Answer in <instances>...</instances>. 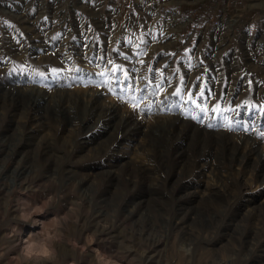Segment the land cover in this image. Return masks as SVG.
I'll return each mask as SVG.
<instances>
[{"label":"rangeland","instance_id":"obj_1","mask_svg":"<svg viewBox=\"0 0 264 264\" xmlns=\"http://www.w3.org/2000/svg\"><path fill=\"white\" fill-rule=\"evenodd\" d=\"M149 94L170 113L137 136L102 104ZM262 104L264 0H0V264H33L22 201L56 219L41 264H264Z\"/></svg>","mask_w":264,"mask_h":264},{"label":"bare ground","instance_id":"obj_2","mask_svg":"<svg viewBox=\"0 0 264 264\" xmlns=\"http://www.w3.org/2000/svg\"><path fill=\"white\" fill-rule=\"evenodd\" d=\"M156 14L158 13L157 11H155ZM30 19V18H29ZM235 19V18H234ZM236 20V19H235ZM235 23V22H234ZM35 26V25H34ZM67 26V25H66ZM30 28V27H29ZM168 33V32H167ZM63 42V41H62ZM84 47V46H83ZM48 48V47H47ZM72 52V51H71ZM39 56V60H41L42 58ZM105 66V65H104ZM144 68V67H143ZM104 69V68H103ZM102 69V70H103ZM106 74V73H105ZM135 77V76H134ZM142 77V76H141ZM140 77V78H141ZM111 78V77H110ZM138 78V77H137ZM136 78V79H137ZM135 79V80H136ZM139 80V78H138ZM110 81V80H109ZM113 81V80H112ZM143 81V80H142ZM103 82L101 81V84ZM100 85V82L98 83ZM98 84H92L90 86V88H88L86 91H85V95L90 98L93 97L94 98V91L96 90V86H98ZM136 84V83H135ZM142 84V83H140ZM134 86V85H133ZM137 86V84H136ZM141 86V85H140ZM130 87V86H129ZM139 88V87H138ZM137 88V89H138ZM147 91V90H146ZM110 93V92H109ZM136 93V92H135ZM148 93V92H147ZM106 95V96H105ZM146 95V94H145ZM96 96V95H95ZM150 99H152L154 102H155V106L154 108L153 107H149L148 105L146 104H142L140 103V111L137 112L136 111V108L134 109L132 107V104L133 103H136L138 101V99H136L137 96H135V98L132 100V98H129L127 101V103H123L121 105H119L118 103H102L103 105L106 106V108L109 110V111H112L114 108L115 109H118L119 111V116L121 117V119L125 122V125H128L127 127H129V132L130 131H133V134L134 136H137L138 134H145L148 129L153 125L154 121L155 122H158L159 119H162L163 116H165L166 114H169L170 113V109H167L166 105H163L161 106L160 104V101H161V96L160 95H150ZM104 97H106L105 99H107L108 101L111 102V97L108 96L105 92L104 94ZM87 98V99H88ZM85 99V98H84ZM111 99V100H109ZM90 100H88L90 102ZM132 100V101H131ZM85 101H87L85 99ZM115 101V100H114ZM113 101V102H114ZM124 101V100H123ZM89 102L88 105H89ZM103 102V101H102ZM106 102V101H105ZM120 102V101H119ZM126 102V100L124 101ZM146 103V102H145ZM92 104V103H91ZM99 104V103H98ZM97 105V104H96ZM101 105V104H100ZM95 106V105H94ZM102 107V106H101ZM100 107V108H101ZM93 109V108H92ZM95 109V108H94ZM96 110V109H95ZM94 110V111H95ZM105 112V111H104ZM106 115L107 112H105ZM95 114V113H94ZM116 114V113H115ZM105 115V114H104ZM114 115V113H113ZM112 115V116H113ZM96 116V115H95ZM98 116V115H97ZM104 118V117H103ZM33 123V122H32ZM31 125V124H30ZM41 127V124H40V120L39 122H36V120L34 121L33 123V126H30V130L29 131H24L23 134L24 135H27V134H30L32 136L33 133L35 134H40L41 131H43V129L40 128ZM34 131V132H33ZM46 133V132H45ZM132 135V137H134ZM143 136V135H142ZM141 136V137H142ZM132 137H130V141L131 140H134ZM40 138V137H39ZM38 138V139H39ZM37 140V139H36ZM29 141V140H28ZM128 142V146L129 148L132 150L131 153L132 154H141L140 152L138 153V150L143 148L144 145L140 144L139 142ZM144 142V141H143ZM142 143V142H141ZM29 144V143H28ZM142 150V149H141ZM144 150V149H143ZM16 152V151H15ZM17 153V152H16ZM0 155H4V151L1 150L0 148ZM15 155V154H14ZM140 157H144L143 155L140 156ZM139 158V157H138ZM20 160L22 159H18L17 162L20 163ZM140 160V159H139ZM207 164V163H206ZM143 165V164H142ZM203 167V166H202ZM208 167V166H207ZM21 170V169H20ZM4 171V168L1 170V173ZM6 171V170H5ZM29 172V171H27ZM3 174V173H2ZM213 179V178H212ZM251 181V180H250ZM208 182V181H207ZM206 182V183H207ZM214 183V182H212ZM3 185L6 187H9L8 185V176L7 175H4V182H3ZM212 185V184H211ZM216 186V185H215ZM214 188V186H213ZM206 190L208 192H210L211 189L209 188H206ZM220 191V190H219ZM9 192L10 190L9 189H5V195L3 196V202L2 203H8V199H7V195H9ZM206 192V191H205ZM200 196V195H199ZM44 206V204H41L40 207H29L27 205V203L25 201H22L21 203V208H20V211H21V218H23V221H22V224L21 226L23 227V230L21 233H18L16 231L15 236L16 238L18 239V246L16 247L18 250H19V254L20 256L24 257V254H23V248H24V245H25V242L32 239V240H39L41 237H42V232L44 230H46L48 228L49 225H51L52 223H55L56 219L54 217H49L48 218H42L41 217V208ZM251 207V206H250ZM255 207V206H253ZM35 209V211H33ZM6 210V209H5ZM256 210V209H255ZM252 215V214H251ZM31 224H33L34 227L31 226ZM17 227V226H16ZM18 228V227H17ZM20 229V228H19ZM12 233V232H11ZM16 239V240H17ZM9 240H10V237H9ZM46 259H41V258H33L31 259V261L33 262V264H41L42 262H44Z\"/></svg>","mask_w":264,"mask_h":264},{"label":"snow or ice","instance_id":"obj_3","mask_svg":"<svg viewBox=\"0 0 264 264\" xmlns=\"http://www.w3.org/2000/svg\"><path fill=\"white\" fill-rule=\"evenodd\" d=\"M109 63H111V61H109ZM141 63H143V61H141ZM120 66L117 65L114 69V71L116 69H119ZM53 72H56V69L52 70ZM132 71H135V69H132ZM149 72L152 71L151 68L148 69ZM124 76L125 79L127 80L128 78V73L124 72ZM156 83H155V88L158 90H163V85L160 79L155 78ZM198 80L200 79L199 77L197 78ZM119 78H117V83H119ZM173 95L178 96V97H187V102L190 104H193L196 106V108L199 109V111L201 113H206L208 111L207 108V103H208V99L211 98L212 95H214V93H212L211 89H207L206 86H202V87H197L196 92H192L188 89V85L185 83L184 81V77L181 76L179 77V85L176 87L175 91L173 92ZM207 97V98H206ZM199 101V102H198ZM247 103V102H246ZM201 105H204L203 107H201ZM139 105L137 103H133L132 107L135 109L137 108ZM218 109H221V106L219 104L215 105L211 111L212 112H216ZM226 110V109H223ZM222 110V111H223ZM245 111L247 109H244ZM259 111V113H264V104L260 105L259 108H253L252 111ZM196 118H200V117H196ZM212 125L210 124L209 127H211ZM228 127H231V125L229 124ZM261 137L264 138V131H262L260 133Z\"/></svg>","mask_w":264,"mask_h":264},{"label":"clouds","instance_id":"obj_4","mask_svg":"<svg viewBox=\"0 0 264 264\" xmlns=\"http://www.w3.org/2000/svg\"><path fill=\"white\" fill-rule=\"evenodd\" d=\"M35 211V209L33 210ZM58 233L45 232L39 240H28L25 242L23 254L26 259L41 258L50 260L55 256L54 244L59 240ZM98 264H116L114 260L109 257L99 254L97 256Z\"/></svg>","mask_w":264,"mask_h":264},{"label":"crops","instance_id":"obj_5","mask_svg":"<svg viewBox=\"0 0 264 264\" xmlns=\"http://www.w3.org/2000/svg\"><path fill=\"white\" fill-rule=\"evenodd\" d=\"M236 264H248V263L247 262H241V261H239Z\"/></svg>","mask_w":264,"mask_h":264}]
</instances>
